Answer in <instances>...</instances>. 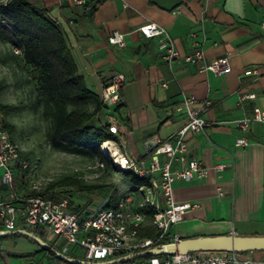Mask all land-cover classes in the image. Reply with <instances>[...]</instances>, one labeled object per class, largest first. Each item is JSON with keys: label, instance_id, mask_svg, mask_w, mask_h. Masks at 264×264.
I'll use <instances>...</instances> for the list:
<instances>
[{"label": "crops", "instance_id": "obj_1", "mask_svg": "<svg viewBox=\"0 0 264 264\" xmlns=\"http://www.w3.org/2000/svg\"><path fill=\"white\" fill-rule=\"evenodd\" d=\"M29 2L45 9L61 28L77 73L91 92L99 96L114 75H124L120 105L103 109L95 118L98 125L115 121L117 142L111 144L112 150L148 164L156 140L173 144L174 134L184 126L185 114L175 112L183 94L194 95L197 104L211 102L203 114L211 125L203 133L184 136L188 158L209 168L219 163L228 166L220 173L210 170L202 180L173 183L176 202L198 207L171 227V237L264 236V125L251 123L245 132L236 126L254 107L264 109V0H85L82 6L72 0ZM148 23L167 31L181 57L197 46L206 61L227 57L229 72L217 77L180 59L163 62L158 39L138 33ZM113 31L124 35V48L108 44ZM9 57L16 58L12 51ZM250 93L255 98L241 103L240 96ZM238 137H244L247 146L235 147ZM11 167L18 196H32L21 180L25 172ZM9 201L0 168V205ZM138 201L135 195L133 209ZM74 207L71 202L72 211ZM92 214L85 209L79 217ZM149 225L147 215L141 228ZM44 241L59 252L64 245L46 229ZM245 256L264 262L262 251ZM0 264L67 263L25 238L0 237Z\"/></svg>", "mask_w": 264, "mask_h": 264}, {"label": "built area", "instance_id": "obj_2", "mask_svg": "<svg viewBox=\"0 0 264 264\" xmlns=\"http://www.w3.org/2000/svg\"><path fill=\"white\" fill-rule=\"evenodd\" d=\"M72 1L75 5L82 6L85 0ZM138 33L146 39H158L159 57L163 62L172 64L180 59L185 64L195 65L200 71L211 72L217 77H223L230 70L227 57L206 61L203 51L197 46L192 53L181 57L167 31L156 24H144L138 28ZM107 42L117 48L125 47L124 35L119 31L111 32L107 36ZM13 51L15 54L20 52L18 49ZM251 73L256 74V71ZM124 82V75L118 73L102 89L99 97L107 107L119 104V92ZM254 98L253 93L244 94L240 96V102ZM210 104L209 100L197 104L194 95L183 94L175 107V112L185 114L186 122L174 134L173 144L156 140L148 164L111 150L112 165L115 168L133 171L139 178H147L150 184L140 186L121 198L115 208H102L85 218H80L70 209L71 200L67 196L56 194L53 197L35 195L20 198L18 196L11 165L14 164L20 170L27 171L28 163L12 142L6 130L4 116L0 112V168L3 170V183L10 192V201L0 205V224L3 230L43 227L50 231L57 241L63 242L60 251L62 254L68 256L70 247L74 246L78 260L91 262L113 259L118 253L128 254L138 249L159 248L165 244L178 243L180 238L171 237L169 234L171 227L180 222L185 213L197 208L198 204L176 202L173 196V183L202 180L208 176L210 170L220 173L228 166L219 163L209 168L202 162L188 158L184 136L188 132L194 135L203 133L211 125L203 118ZM109 123V132L116 135L115 121ZM251 123L264 125V109L254 107L250 116L236 121V126L245 132ZM234 146L245 147L247 140L238 137ZM160 156L164 157L163 162H160ZM179 164L181 167H178ZM154 174L157 175L156 178L153 177ZM135 195L139 197V201L136 209H133ZM17 204L21 207H17ZM145 212H150L152 226L156 230L153 239H141L138 236V231L147 217ZM19 225L22 228H18ZM147 264H264V262L241 253L194 252L185 255L175 254L165 259L153 256Z\"/></svg>", "mask_w": 264, "mask_h": 264}, {"label": "trees", "instance_id": "obj_3", "mask_svg": "<svg viewBox=\"0 0 264 264\" xmlns=\"http://www.w3.org/2000/svg\"><path fill=\"white\" fill-rule=\"evenodd\" d=\"M0 27V40L8 42L12 54L20 58L28 70L30 79L36 83L38 93L48 108L47 114L51 120L48 132L50 146L66 153L95 158L102 165L106 164L115 169L110 161H107L103 156L100 148L103 144L116 143L117 135L109 132L110 123L108 120L103 125H98L95 121V118L107 106L99 96L85 86L82 77L78 75L61 28L48 16L45 9L32 6L29 0H7L5 3H0ZM13 49H18L19 54H15ZM3 87L4 85L0 84V92ZM119 105L115 106V109ZM13 108L11 105H0V112L3 116L8 115ZM123 174L131 184L130 192L140 186L150 184L147 178H139L133 171H123ZM54 186V183L50 184L46 194H33L32 196L48 195L53 197L54 194L50 192ZM119 200H109L104 208H115ZM85 209V206L75 204L73 211L80 215L83 211L85 213ZM145 213L150 215V212ZM88 214L86 213V215ZM18 228H22V226L19 225ZM0 230H3L1 226ZM28 230L44 240L45 228L38 226ZM138 236L141 239H153L156 236V230L152 225H149L140 228ZM1 238H25L37 245L32 240L20 235ZM53 248L58 251L57 248ZM39 249L46 252L40 247ZM146 250L138 249L133 252ZM75 251L76 249L70 250L68 256L77 259L78 254ZM47 253L56 259L53 254ZM124 255L126 253H118L116 257ZM151 257L153 256L148 254L143 259H134L129 263L147 264ZM167 257L161 255L158 258L165 259Z\"/></svg>", "mask_w": 264, "mask_h": 264}, {"label": "rangeland", "instance_id": "obj_4", "mask_svg": "<svg viewBox=\"0 0 264 264\" xmlns=\"http://www.w3.org/2000/svg\"><path fill=\"white\" fill-rule=\"evenodd\" d=\"M6 1L0 0V3ZM10 48L8 42H0V84L4 85L0 103L14 107L4 115V123L20 155L28 163L21 179L25 181L26 194H46L49 185L54 183L50 193L67 196L72 203L85 206L93 213L104 208L109 200H119L129 194L131 184L122 170L102 165L95 158L66 153L50 146L48 108L20 58L13 60L9 57ZM111 144H103L100 150L113 164ZM73 249L76 247L71 246L70 250Z\"/></svg>", "mask_w": 264, "mask_h": 264}, {"label": "water", "instance_id": "obj_5", "mask_svg": "<svg viewBox=\"0 0 264 264\" xmlns=\"http://www.w3.org/2000/svg\"><path fill=\"white\" fill-rule=\"evenodd\" d=\"M20 235L35 242L41 249L50 252L57 259L69 264H124L134 259L151 256H174L175 254L185 255L194 252H225V253H244V252H264V236H236L233 234L223 236L195 237L180 239L178 243L165 244L157 248H149L146 251L128 253L124 256L116 257L101 262L83 261L70 258L55 250L43 239L35 236L26 229L0 230V237H10Z\"/></svg>", "mask_w": 264, "mask_h": 264}]
</instances>
